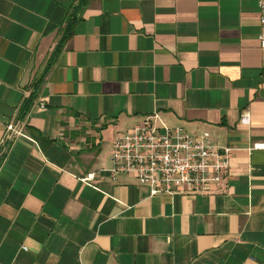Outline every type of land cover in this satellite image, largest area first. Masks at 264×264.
I'll list each match as a JSON object with an SVG mask.
<instances>
[{
  "label": "crops",
  "instance_id": "1",
  "mask_svg": "<svg viewBox=\"0 0 264 264\" xmlns=\"http://www.w3.org/2000/svg\"><path fill=\"white\" fill-rule=\"evenodd\" d=\"M259 2L0 0V264H264ZM154 114L236 148L217 186L109 178L115 134Z\"/></svg>",
  "mask_w": 264,
  "mask_h": 264
},
{
  "label": "built area",
  "instance_id": "2",
  "mask_svg": "<svg viewBox=\"0 0 264 264\" xmlns=\"http://www.w3.org/2000/svg\"><path fill=\"white\" fill-rule=\"evenodd\" d=\"M259 6L264 10V1L260 0ZM260 21L264 23V16ZM259 39L264 48V33ZM157 116H145L141 122L116 133L111 143L109 166L102 170L107 171L114 182L121 175L133 176L138 186L147 189L149 196L212 190L227 174L236 148L214 144L206 131L194 136L181 126L159 123ZM21 122L7 124L3 144L23 134ZM239 123H250L248 112L240 114ZM257 149H264V143L255 142L247 147L249 152ZM94 177L90 172L84 180Z\"/></svg>",
  "mask_w": 264,
  "mask_h": 264
},
{
  "label": "trees",
  "instance_id": "3",
  "mask_svg": "<svg viewBox=\"0 0 264 264\" xmlns=\"http://www.w3.org/2000/svg\"><path fill=\"white\" fill-rule=\"evenodd\" d=\"M87 2H88V0H77V4L75 6V9H76L75 13L77 11L81 10L83 7H85ZM74 17H75V15H73V17L69 20V22L67 23L68 26L70 24H72V21H73ZM30 101L31 100L27 101V103L24 105L23 109L20 111L19 117H18L19 120H22L25 117V115H26V113H27V111L29 109Z\"/></svg>",
  "mask_w": 264,
  "mask_h": 264
}]
</instances>
